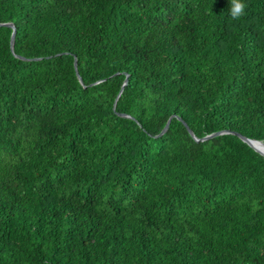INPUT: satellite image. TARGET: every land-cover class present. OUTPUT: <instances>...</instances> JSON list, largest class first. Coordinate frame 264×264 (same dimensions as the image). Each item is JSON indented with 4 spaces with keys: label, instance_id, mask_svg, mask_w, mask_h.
<instances>
[{
    "label": "trees",
    "instance_id": "trees-1",
    "mask_svg": "<svg viewBox=\"0 0 264 264\" xmlns=\"http://www.w3.org/2000/svg\"><path fill=\"white\" fill-rule=\"evenodd\" d=\"M244 2L0 0V264H264Z\"/></svg>",
    "mask_w": 264,
    "mask_h": 264
},
{
    "label": "water",
    "instance_id": "water-1",
    "mask_svg": "<svg viewBox=\"0 0 264 264\" xmlns=\"http://www.w3.org/2000/svg\"><path fill=\"white\" fill-rule=\"evenodd\" d=\"M5 25H8V26H12L14 28V25L10 22H7V23H4ZM14 35H15V29L12 33V36H11V45H12V48L14 46ZM75 67H76V62H75ZM77 74H78V71H77ZM79 76V74H78ZM80 78V76H79ZM81 79V78H80ZM185 123V122H184ZM168 124H169V121L167 122L166 126L164 127V129L161 131L164 132L167 127H168ZM186 124V123H185ZM188 130L190 131V133L193 135V137L196 139V140H203V139H206V138H209V137H212L213 135H216V134H219V133H222V132H225V130H222V131H217V132H214L212 134H209L207 136H204L203 138H198L194 133L193 131L188 127ZM245 142H247L249 145H251L253 148H255L256 150H258L260 153L264 154V151H261L260 149H258V147L256 146V142L258 143H261L264 145V141L263 140H259V139H253V138H249L241 133H238L236 132Z\"/></svg>",
    "mask_w": 264,
    "mask_h": 264
},
{
    "label": "clouds",
    "instance_id": "clouds-1",
    "mask_svg": "<svg viewBox=\"0 0 264 264\" xmlns=\"http://www.w3.org/2000/svg\"><path fill=\"white\" fill-rule=\"evenodd\" d=\"M229 14L232 19L239 20L244 14L247 7L244 0H229Z\"/></svg>",
    "mask_w": 264,
    "mask_h": 264
},
{
    "label": "bare ground",
    "instance_id": "bare-ground-1",
    "mask_svg": "<svg viewBox=\"0 0 264 264\" xmlns=\"http://www.w3.org/2000/svg\"><path fill=\"white\" fill-rule=\"evenodd\" d=\"M255 144L258 147V149H260L261 151H264V145L263 144L258 143V142H256Z\"/></svg>",
    "mask_w": 264,
    "mask_h": 264
}]
</instances>
